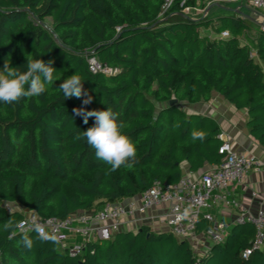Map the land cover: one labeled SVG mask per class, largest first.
Segmentation results:
<instances>
[{
  "label": "trees",
  "instance_id": "1",
  "mask_svg": "<svg viewBox=\"0 0 264 264\" xmlns=\"http://www.w3.org/2000/svg\"><path fill=\"white\" fill-rule=\"evenodd\" d=\"M204 1L174 0L163 17L164 0H0V70L7 62L23 71L27 57L52 60L55 68L45 94L0 102V264H264V250L242 256L255 237L248 222L236 224L204 254L143 225L87 242L81 255L72 256L56 240L19 227L26 210L60 219L94 212L105 202L141 194L156 180L178 182L184 162L191 170L205 162L220 165L217 121L187 112L181 102L196 104L219 93L248 110L251 134L264 146V29L247 38L251 23L244 16L215 19L184 11ZM47 17L51 30L42 23ZM215 21L216 36L202 31ZM226 30L229 36L222 37ZM91 56L116 71L92 72ZM74 73L92 97L87 105V97L64 99L59 89ZM174 98L178 102L169 105ZM108 107L136 145L132 168L112 172L86 140L75 139L95 118L85 124L73 109ZM194 130L205 138L194 140ZM8 220L16 227L5 231ZM24 236L32 240L30 249Z\"/></svg>",
  "mask_w": 264,
  "mask_h": 264
},
{
  "label": "built area",
  "instance_id": "2",
  "mask_svg": "<svg viewBox=\"0 0 264 264\" xmlns=\"http://www.w3.org/2000/svg\"><path fill=\"white\" fill-rule=\"evenodd\" d=\"M187 1L181 0V5ZM229 1H246L264 15V0ZM173 2L164 0L160 16L164 17ZM192 10H196V7L187 6L184 11L189 13ZM206 15L207 12L203 11V16ZM221 36L228 37L229 31H223ZM88 62L94 73L111 74L116 71L100 63L94 56L89 57ZM219 138L222 140L219 153L223 155V160L211 170L199 175H183L173 184L156 180L150 188L135 197L108 201L94 212L72 213L63 219L42 217L33 210H26L19 227L23 232H36L56 240L62 250L75 256L85 251L87 242L110 240L129 220L146 218L151 212L148 217L151 221L156 220L160 228L179 240L189 241L194 251L204 254L213 244L221 243L227 237L228 226L216 221L210 211L220 203L237 211L236 224L248 222L255 228L252 245L242 252V256L247 258L253 250H264V205L252 213L233 195L231 187L240 184L249 170L263 168L264 158L237 150L223 134H219ZM6 208L11 210L12 207L6 204ZM185 210H188L187 214ZM202 219L210 226L201 233L198 228Z\"/></svg>",
  "mask_w": 264,
  "mask_h": 264
},
{
  "label": "clouds",
  "instance_id": "3",
  "mask_svg": "<svg viewBox=\"0 0 264 264\" xmlns=\"http://www.w3.org/2000/svg\"><path fill=\"white\" fill-rule=\"evenodd\" d=\"M25 70L10 67L9 63H5L3 69L0 70V102L13 104L18 103L24 98L39 97L46 93L47 86L54 82V61H45L43 59H33L27 57ZM60 91L63 93L64 99L72 97L81 98L85 105L91 102L92 97L84 90V80L78 73L63 80L59 85ZM75 116L83 118L85 124L89 118H95L94 125L86 131H80L76 136V140H86L87 144L95 149L96 157L106 164L110 165V170L115 172L122 166L132 168L135 164L136 145L124 133L126 127L124 122L118 121V113L108 107L104 110H86L85 108L73 109ZM178 126V125H177ZM205 132H192L194 140L205 138ZM188 210H185V214ZM16 225L14 221L8 220L4 223L5 231L14 229ZM42 239H48L42 236ZM22 243L27 248L32 247V240L28 236H24Z\"/></svg>",
  "mask_w": 264,
  "mask_h": 264
},
{
  "label": "crops",
  "instance_id": "4",
  "mask_svg": "<svg viewBox=\"0 0 264 264\" xmlns=\"http://www.w3.org/2000/svg\"><path fill=\"white\" fill-rule=\"evenodd\" d=\"M221 1L223 0L214 1L206 10L207 15L216 13L214 16L216 19L220 15L237 13L240 16L246 17L248 21H252L253 24H259L258 31L260 29H264L261 24V21L264 19L263 13L254 8L250 3L246 1H230L233 3L223 4ZM243 3H246L247 5ZM244 6L248 7L250 11H253L256 14L259 13L258 16L260 19L246 13L247 10ZM215 22L211 26L216 27L217 25ZM211 32L212 33H210V35H217L214 30ZM243 41L246 42L247 39H244ZM193 105H195L193 108L194 110H192L193 112L207 115L217 121L220 127L219 134H223L225 138L230 139L233 146L237 150L245 151L249 154H254L264 158V146L251 134L250 128L247 125L248 110L246 108H236L217 92H213L210 100ZM215 166V164L205 162L203 167L198 170H191L189 164L184 162L181 165L182 176L189 173L199 175L200 173L213 169ZM231 190L233 195L241 202L243 207L249 209L252 213H256V211L264 205V167L259 170H249L244 176L243 181L240 184L231 187ZM254 193L257 195H254ZM210 211L214 215L216 221L224 222L228 226L227 235L233 227L236 226L235 219L237 211L232 207L218 203L215 204ZM151 214L152 213L149 212L146 218L129 220L125 225H123L120 231H137L143 225H146L156 233L168 232L166 229L160 228V225L156 220L151 221V219L148 218ZM209 226L210 223L206 221L205 223L200 224L199 231L202 233V231Z\"/></svg>",
  "mask_w": 264,
  "mask_h": 264
},
{
  "label": "rangeland",
  "instance_id": "5",
  "mask_svg": "<svg viewBox=\"0 0 264 264\" xmlns=\"http://www.w3.org/2000/svg\"><path fill=\"white\" fill-rule=\"evenodd\" d=\"M214 1H217V0H205L204 2L200 3L198 6H196V10H193V11H192L191 15H194V16H195V15H196V16L201 15V13H202L204 10L206 11V10L208 9V7H209L210 5H212V3H213ZM218 1H220V0H218ZM221 3H223V4H225V3L230 4V3H233V2H230L229 0H226V1L223 0V1H221ZM243 4L247 5L246 3H243ZM244 8L247 10L246 13L252 15V16L255 17V18L260 19V17L258 16L259 13L256 14L255 12L250 11L248 7H245V6H244ZM215 15H216V13H215V14H209V16H211V17H214ZM262 21H263V20H262ZM262 21H261V22H262ZM42 23L44 24L45 27H47V28H49V29L51 30V28H52V19H51L50 17H47V18L43 19V20H42ZM215 23H216V25H218V22H215ZM250 23H251V27H250V29L246 32V37H247V38H254V37L258 34L259 24H253L252 21H250ZM214 29H215V26H211V27H209L208 29H203V32L206 31V32L212 33L211 31H213ZM180 106H181L184 110H186L187 112H191L192 110H194L193 108L195 107V105L190 104V103H188V102H181V103H180ZM79 238H80V237L78 236V239H79Z\"/></svg>",
  "mask_w": 264,
  "mask_h": 264
},
{
  "label": "water",
  "instance_id": "6",
  "mask_svg": "<svg viewBox=\"0 0 264 264\" xmlns=\"http://www.w3.org/2000/svg\"><path fill=\"white\" fill-rule=\"evenodd\" d=\"M261 24H262V26H263V28H264V19H263V21L261 22ZM178 102V100L176 99V98H174V99H171L170 101H169V105H174V104H176ZM120 232V231H119Z\"/></svg>",
  "mask_w": 264,
  "mask_h": 264
}]
</instances>
